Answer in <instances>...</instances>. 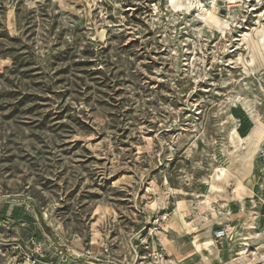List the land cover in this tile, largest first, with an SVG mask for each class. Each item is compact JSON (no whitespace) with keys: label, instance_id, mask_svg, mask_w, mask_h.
<instances>
[{"label":"rangeland","instance_id":"374dc122","mask_svg":"<svg viewBox=\"0 0 264 264\" xmlns=\"http://www.w3.org/2000/svg\"><path fill=\"white\" fill-rule=\"evenodd\" d=\"M157 253L264 264V0H0V264Z\"/></svg>","mask_w":264,"mask_h":264},{"label":"built area","instance_id":"2783aa9c","mask_svg":"<svg viewBox=\"0 0 264 264\" xmlns=\"http://www.w3.org/2000/svg\"><path fill=\"white\" fill-rule=\"evenodd\" d=\"M169 220V214L167 213H164L162 214L161 216H158L157 218H155V223H160V224H163V223H166L167 221ZM150 232H148L149 234H151L152 232V229L149 230ZM229 236V230H226V229H219L215 232V238L217 241H222V240H225L227 239ZM105 252H108V248H105L104 249ZM87 253L89 254L90 251L88 250ZM158 255V260L159 261H155V264H162V260L163 259V254L162 253H157Z\"/></svg>","mask_w":264,"mask_h":264},{"label":"bare ground","instance_id":"6f19581e","mask_svg":"<svg viewBox=\"0 0 264 264\" xmlns=\"http://www.w3.org/2000/svg\"><path fill=\"white\" fill-rule=\"evenodd\" d=\"M189 1V0H188ZM174 2V1H173ZM191 5V3H189L188 5L186 4V3H184V1H182V2H180V4H179V6H187V7H189ZM177 6V5H176ZM178 6V7H179ZM208 13H206L207 15H204V16H206L207 17V20H211L213 23L215 22V23H217V24H221V22H220V20H219V18H217L215 15H213L212 14V11H207ZM223 25V24H222ZM225 25H227V24H225ZM262 232L263 231H257V234L258 235H262Z\"/></svg>","mask_w":264,"mask_h":264}]
</instances>
